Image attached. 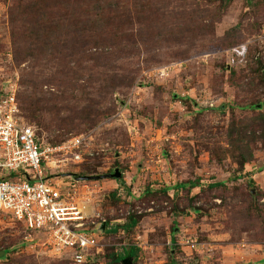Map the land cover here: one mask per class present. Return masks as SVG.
Wrapping results in <instances>:
<instances>
[{
  "label": "rangeland",
  "instance_id": "rangeland-1",
  "mask_svg": "<svg viewBox=\"0 0 264 264\" xmlns=\"http://www.w3.org/2000/svg\"><path fill=\"white\" fill-rule=\"evenodd\" d=\"M44 1L0 0V88L41 101L22 117L42 142L86 138L74 179L123 174L79 184L106 221L95 264L132 247V264H264V126L246 108L264 104V0ZM87 109L103 119L86 127ZM43 244L0 215V264H76Z\"/></svg>",
  "mask_w": 264,
  "mask_h": 264
},
{
  "label": "built area",
  "instance_id": "built-area-1",
  "mask_svg": "<svg viewBox=\"0 0 264 264\" xmlns=\"http://www.w3.org/2000/svg\"><path fill=\"white\" fill-rule=\"evenodd\" d=\"M236 51L240 57L246 54V49ZM85 144L84 136L59 146L42 142L37 129L22 117L18 89L3 91L0 215L22 222L31 234L43 237V245L51 254H69L76 264H90L102 255L100 232L106 225L102 221L100 226L87 215L80 199L81 181L66 170L70 164L83 163Z\"/></svg>",
  "mask_w": 264,
  "mask_h": 264
},
{
  "label": "trees",
  "instance_id": "trees-1",
  "mask_svg": "<svg viewBox=\"0 0 264 264\" xmlns=\"http://www.w3.org/2000/svg\"><path fill=\"white\" fill-rule=\"evenodd\" d=\"M47 1H50V0H45L44 3L47 2ZM86 1L89 2V0H86ZM51 9H53V8H49V10H51ZM86 19H87V17H86ZM86 30L87 29H83L82 31H86ZM26 85L27 86H30V87H34V84L33 83L26 84ZM2 90H3V88H0V96L3 93ZM32 100H33V97H28L27 98V102H25V106L21 107V105H20V109H21V112L22 113H23V111L25 113L28 112V113L31 114V116L32 115L34 116V119L35 120H38V115L39 116L41 115L40 114L41 111L39 110L41 101H39V103H35ZM18 101H19V96H18ZM19 104H20V102H19ZM246 108L248 110H250L251 112H253L254 114H256V112H259L260 113L259 115L256 116V119H254V122L255 123H254L253 126H264V114H262V112H261L264 109V104H261V103H253V104L247 106ZM32 110H33V112H32ZM75 115H77V113ZM102 115L103 114H101V113L93 114L92 112H90L89 109L85 110L84 112H82V118H81V119H83V117H84L86 119L83 122V125H87L86 127L94 126V124H97L101 120V118L103 117ZM75 120H76V118L74 116L73 117L71 116V121H75ZM55 122L56 123H59V124H57L58 125L57 128L60 129V130H62L65 127H68V126H64L63 125V124H67V122H68V120H65L64 118L63 119L57 118L54 121V123ZM232 126H237V125H232ZM232 136H233V133H231V137ZM38 137L40 138L39 133H38ZM241 149L248 154L247 157H244L243 158L244 159L243 166H244L247 162H251L253 160V152H252V147L248 143H244L243 142V145H242V148ZM78 177H79V179L87 178V177H82V176H79V175H78ZM192 186L193 187H197V186H194V184ZM211 187L213 189H216L218 187H222V185L221 184H215V185H213ZM181 189H186V185H183V184L180 185L179 186V190H181ZM147 195L150 196L151 195V192L149 191ZM245 203H247V202H245ZM247 204L250 205L249 202ZM252 206H253V204L251 202V206H250V208H248V212L249 213H251ZM134 218L135 217H133V218L130 219V224L127 225L126 228L129 227L130 229H133V228H135L138 225V220H136ZM254 219L257 221V219H256V213L254 214L253 220ZM101 224H103V222H100V226H101ZM105 230H106V227L104 229V232H105ZM118 230H119V228H116L112 232L115 233V232H118ZM138 251H139L138 248L132 247L131 249L126 250V252L124 254H122V255H112V256H110L111 257V264H122L123 261L126 260V259H135L138 256ZM97 261H98V259L95 260V261H93L90 264H95Z\"/></svg>",
  "mask_w": 264,
  "mask_h": 264
},
{
  "label": "water",
  "instance_id": "water-1",
  "mask_svg": "<svg viewBox=\"0 0 264 264\" xmlns=\"http://www.w3.org/2000/svg\"><path fill=\"white\" fill-rule=\"evenodd\" d=\"M123 178V174L120 172V170L116 171V174L110 175V176H100V177H87L82 178L81 181L87 182V181H93V180H105V179H114V180H121ZM106 225L102 226V229L104 230ZM133 259H126L123 261V264H132Z\"/></svg>",
  "mask_w": 264,
  "mask_h": 264
},
{
  "label": "crops",
  "instance_id": "crops-1",
  "mask_svg": "<svg viewBox=\"0 0 264 264\" xmlns=\"http://www.w3.org/2000/svg\"><path fill=\"white\" fill-rule=\"evenodd\" d=\"M101 230L104 232V230L102 229V227H101ZM264 263V262H263Z\"/></svg>",
  "mask_w": 264,
  "mask_h": 264
}]
</instances>
